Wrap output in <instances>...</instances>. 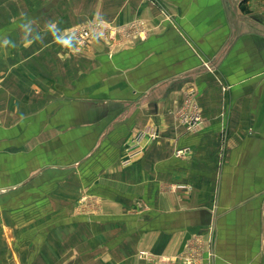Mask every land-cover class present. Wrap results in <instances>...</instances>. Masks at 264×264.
<instances>
[{
  "label": "crops",
  "instance_id": "1",
  "mask_svg": "<svg viewBox=\"0 0 264 264\" xmlns=\"http://www.w3.org/2000/svg\"><path fill=\"white\" fill-rule=\"evenodd\" d=\"M5 19L0 264H264V0H0ZM137 19L143 37L73 33Z\"/></svg>",
  "mask_w": 264,
  "mask_h": 264
},
{
  "label": "built area",
  "instance_id": "2",
  "mask_svg": "<svg viewBox=\"0 0 264 264\" xmlns=\"http://www.w3.org/2000/svg\"><path fill=\"white\" fill-rule=\"evenodd\" d=\"M144 23L142 20H132L124 25H112L101 21H90L83 25H80L73 29V33L78 42L84 43L91 34L97 33L102 36L106 35L109 38H114L116 35H122L123 37H129L132 34L137 33L138 36H144ZM205 64L206 68L209 69V65ZM178 118L181 124L189 132H196L202 122V116L198 108L195 93L193 90L188 89L184 92L182 104L177 110ZM159 136V133L153 127H146L138 130L134 135L135 152H127V154L121 160V165L127 166L130 164L134 153L142 152L143 147L141 143L145 141H152ZM138 145V146H137ZM190 152L188 147H179L175 150L176 156H185ZM174 187L185 188L184 184L174 185Z\"/></svg>",
  "mask_w": 264,
  "mask_h": 264
},
{
  "label": "clouds",
  "instance_id": "3",
  "mask_svg": "<svg viewBox=\"0 0 264 264\" xmlns=\"http://www.w3.org/2000/svg\"><path fill=\"white\" fill-rule=\"evenodd\" d=\"M32 21H27L26 23H20L18 25L19 29L23 32V40L25 44H31L33 42V39H28V33L32 31ZM48 29L51 31L52 35L55 37L56 41L58 43L62 44H70V41L63 38L62 36L58 35L57 33L60 31L58 28H56L55 24L49 23L48 24ZM39 37L36 38L38 40ZM9 47H16V45L8 38H5L3 41H0V48H9Z\"/></svg>",
  "mask_w": 264,
  "mask_h": 264
},
{
  "label": "rangeland",
  "instance_id": "4",
  "mask_svg": "<svg viewBox=\"0 0 264 264\" xmlns=\"http://www.w3.org/2000/svg\"><path fill=\"white\" fill-rule=\"evenodd\" d=\"M2 6H6L7 7V9H9L10 8V6L9 5H5V4H3ZM12 7V6H11ZM17 23H19L18 21H15V20H7V19H5V20H0V27H4V26H10V28H14L15 26H16V24ZM10 38H15V36H11Z\"/></svg>",
  "mask_w": 264,
  "mask_h": 264
}]
</instances>
